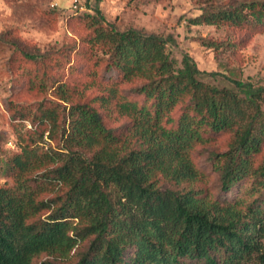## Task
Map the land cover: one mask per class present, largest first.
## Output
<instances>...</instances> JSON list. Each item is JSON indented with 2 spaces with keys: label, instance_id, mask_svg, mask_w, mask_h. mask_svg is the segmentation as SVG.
<instances>
[{
  "label": "trees",
  "instance_id": "1",
  "mask_svg": "<svg viewBox=\"0 0 264 264\" xmlns=\"http://www.w3.org/2000/svg\"><path fill=\"white\" fill-rule=\"evenodd\" d=\"M95 11L77 51L82 76L50 89L35 81L51 98L21 118L39 136L0 159L13 180L0 185V264H264V201H251L264 190V85L202 70L190 52L179 65L171 37L122 30ZM190 21L261 24L264 1ZM219 76L231 85L207 80ZM216 134H228L211 157L223 190L241 183L232 201L197 188L207 175L193 153Z\"/></svg>",
  "mask_w": 264,
  "mask_h": 264
},
{
  "label": "rangeland",
  "instance_id": "2",
  "mask_svg": "<svg viewBox=\"0 0 264 264\" xmlns=\"http://www.w3.org/2000/svg\"><path fill=\"white\" fill-rule=\"evenodd\" d=\"M250 1L255 0H0V159L18 151L22 138L30 140L39 136L34 134L36 127L32 121L21 118L23 109L36 108L38 103L51 98V90L42 92L34 85L35 81L45 77L50 89L54 81H72L82 76L85 62L78 58L77 51L92 34L89 19L98 18L96 6L107 22L116 23L122 30L134 27L171 37L169 50L179 65L184 54L190 52L202 70L219 71L264 85V23L213 25L190 21L204 8L215 11ZM23 49L45 58L27 59ZM207 80L221 86L231 85L224 76ZM124 88L133 94L130 85ZM18 110H21L19 114ZM227 137L228 134L212 136L193 155L207 175V181L197 188H203L204 193L208 191L215 198L232 201L239 194L241 183L230 191L223 190L211 158L213 153L226 150ZM5 182L12 184L13 180L0 168V185ZM251 184L252 180L248 181L247 185ZM255 199L264 201V190L251 197V201ZM92 240L93 237L82 242L69 261L77 262ZM46 258L42 255L37 261Z\"/></svg>",
  "mask_w": 264,
  "mask_h": 264
}]
</instances>
